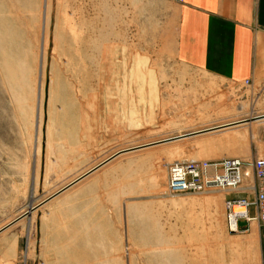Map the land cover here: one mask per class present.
<instances>
[{
    "label": "rangeland",
    "instance_id": "rangeland-1",
    "mask_svg": "<svg viewBox=\"0 0 264 264\" xmlns=\"http://www.w3.org/2000/svg\"><path fill=\"white\" fill-rule=\"evenodd\" d=\"M174 19L159 0H0V264H236L227 194L170 196L168 171L263 157L264 121L108 161L264 116V80L178 61Z\"/></svg>",
    "mask_w": 264,
    "mask_h": 264
},
{
    "label": "crops",
    "instance_id": "crops-1",
    "mask_svg": "<svg viewBox=\"0 0 264 264\" xmlns=\"http://www.w3.org/2000/svg\"><path fill=\"white\" fill-rule=\"evenodd\" d=\"M159 1L175 9L179 62L231 84L264 80V0ZM238 228L227 232L220 251L236 248V264H264L263 228L257 221H240Z\"/></svg>",
    "mask_w": 264,
    "mask_h": 264
},
{
    "label": "built area",
    "instance_id": "built-area-1",
    "mask_svg": "<svg viewBox=\"0 0 264 264\" xmlns=\"http://www.w3.org/2000/svg\"><path fill=\"white\" fill-rule=\"evenodd\" d=\"M251 84L247 81L244 85ZM167 190L173 197L225 193L229 233H239L240 221H257L264 230V156L251 162L239 159L176 162L169 167ZM251 209L255 210L254 217L250 215Z\"/></svg>",
    "mask_w": 264,
    "mask_h": 264
},
{
    "label": "water",
    "instance_id": "water-1",
    "mask_svg": "<svg viewBox=\"0 0 264 264\" xmlns=\"http://www.w3.org/2000/svg\"><path fill=\"white\" fill-rule=\"evenodd\" d=\"M261 119H264V117L263 118L255 117V118H252L250 120L239 121L237 124L236 123L231 124V127L232 126L235 127L237 125L249 124V123H252V122L261 120ZM213 129H207V130H203V131H199V132H194V133L186 134V135H183V136H178V137L170 138V139H167V140H164V141H160V142H157L155 144H150V145H147V146H144V147L133 148V149H130V150L122 151V152H119L118 154H116L115 156H113L108 161H110L112 159H115V158H117L118 156H120L122 154L129 153V152H133V151H137V150L142 149V148L152 147V146H157V145H163V144H168V143L176 142V141L183 140V139L193 138V137H196V136L204 135L206 133H211L213 131L221 130L222 128L221 127H216V128H213Z\"/></svg>",
    "mask_w": 264,
    "mask_h": 264
},
{
    "label": "bare ground",
    "instance_id": "bare-ground-1",
    "mask_svg": "<svg viewBox=\"0 0 264 264\" xmlns=\"http://www.w3.org/2000/svg\"><path fill=\"white\" fill-rule=\"evenodd\" d=\"M42 53H43V44H42ZM40 71H41V69H40ZM144 77V76H143ZM41 79V78H40ZM37 108V107H36ZM38 115H39V106H38V108H37V110H36V115H35V117H38ZM264 116H260V118H263ZM255 118V117H254ZM259 118V117H258ZM262 121H264V119H261V120H258V121H255V122H262ZM239 121H237V122H234V123H238ZM36 123V122H35ZM234 123H229V124H225V125H222V126H219V127H221L222 129L221 130H227V129H230V128H234L233 126L231 127V124H234ZM36 125V124H35ZM243 125H246V124H243ZM229 126V127H228ZM238 126H241V125H237V126H235V127H238ZM36 127V126H35ZM216 128V127H215ZM210 129H213V128H210ZM214 130V129H213ZM221 130H218V131H213V132H211V133H206L207 135L208 134H212V133H215V132H219V131H221ZM205 135V134H204Z\"/></svg>",
    "mask_w": 264,
    "mask_h": 264
}]
</instances>
